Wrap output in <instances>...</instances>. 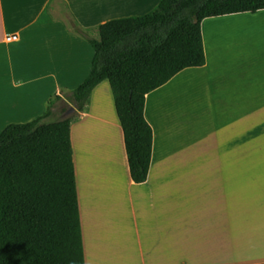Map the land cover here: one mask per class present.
I'll list each match as a JSON object with an SVG mask.
<instances>
[{"label": "crops", "instance_id": "0c3cea01", "mask_svg": "<svg viewBox=\"0 0 264 264\" xmlns=\"http://www.w3.org/2000/svg\"><path fill=\"white\" fill-rule=\"evenodd\" d=\"M160 1L0 0V134L41 116L51 97L90 74L95 51L73 23L97 36L99 25ZM256 23L264 9L205 18V65L146 96L153 148L143 183L131 177L109 81L93 89L71 124L85 264L264 263L251 228L264 216V147L255 155L264 143V39ZM12 34L18 39L7 41Z\"/></svg>", "mask_w": 264, "mask_h": 264}, {"label": "trees", "instance_id": "16d2710c", "mask_svg": "<svg viewBox=\"0 0 264 264\" xmlns=\"http://www.w3.org/2000/svg\"><path fill=\"white\" fill-rule=\"evenodd\" d=\"M262 9L264 0H161L144 15L99 25L98 37L73 23L95 51L90 74L51 97L41 116L0 134V264H85L71 124L98 84L111 85L130 174L143 183L153 148L146 96L184 69L205 65V18ZM59 101L75 111L50 120Z\"/></svg>", "mask_w": 264, "mask_h": 264}, {"label": "rangeland", "instance_id": "374dc122", "mask_svg": "<svg viewBox=\"0 0 264 264\" xmlns=\"http://www.w3.org/2000/svg\"><path fill=\"white\" fill-rule=\"evenodd\" d=\"M255 26H257V27L255 28V33H256L257 35H260L261 38L264 39V23H256ZM97 37H98V35H97ZM67 107H68V104H66L65 102H62V103L57 104L56 109H54V114H53V116L50 118V120L55 121V120H58V119L64 117V116H65V113H66V112L64 111V109H66ZM72 113H73V112H72ZM72 113H71V114H72ZM71 114H70V115H71ZM256 144H257V143H255V145H256ZM260 144H262V143H260ZM263 147H264V143H263V146H262V147H259L260 149H259V148H255V149H257V150L255 151V155L258 154L260 151H262L261 149H263ZM263 152H264V149H263V151L261 152V155L263 154ZM212 162H213V159H211V165L213 164ZM208 169H213V168H212V167H211V168L208 167Z\"/></svg>", "mask_w": 264, "mask_h": 264}, {"label": "bare ground", "instance_id": "6f19581e", "mask_svg": "<svg viewBox=\"0 0 264 264\" xmlns=\"http://www.w3.org/2000/svg\"><path fill=\"white\" fill-rule=\"evenodd\" d=\"M262 226H264V216L260 221L252 223L251 226V228L253 229L252 236H254L252 244L258 249L264 248V232L260 231V227Z\"/></svg>", "mask_w": 264, "mask_h": 264}, {"label": "built area", "instance_id": "2783aa9c", "mask_svg": "<svg viewBox=\"0 0 264 264\" xmlns=\"http://www.w3.org/2000/svg\"><path fill=\"white\" fill-rule=\"evenodd\" d=\"M18 39V35L12 34V35H7L6 40L9 42L15 41Z\"/></svg>", "mask_w": 264, "mask_h": 264}, {"label": "water", "instance_id": "95a60500", "mask_svg": "<svg viewBox=\"0 0 264 264\" xmlns=\"http://www.w3.org/2000/svg\"><path fill=\"white\" fill-rule=\"evenodd\" d=\"M75 111V107L71 106L65 113V117L69 116L72 112Z\"/></svg>", "mask_w": 264, "mask_h": 264}]
</instances>
